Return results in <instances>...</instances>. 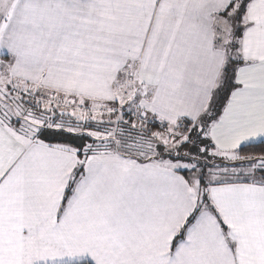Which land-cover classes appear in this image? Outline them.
Listing matches in <instances>:
<instances>
[{
    "label": "snow or ice",
    "instance_id": "snow-or-ice-1",
    "mask_svg": "<svg viewBox=\"0 0 264 264\" xmlns=\"http://www.w3.org/2000/svg\"><path fill=\"white\" fill-rule=\"evenodd\" d=\"M0 264H264V0H0Z\"/></svg>",
    "mask_w": 264,
    "mask_h": 264
}]
</instances>
